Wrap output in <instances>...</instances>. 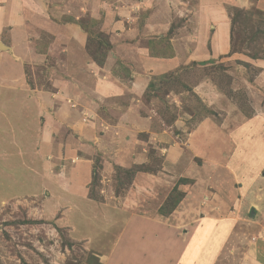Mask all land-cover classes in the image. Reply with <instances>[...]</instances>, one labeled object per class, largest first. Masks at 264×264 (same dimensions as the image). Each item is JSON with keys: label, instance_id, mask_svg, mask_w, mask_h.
Masks as SVG:
<instances>
[{"label": "rangeland", "instance_id": "obj_1", "mask_svg": "<svg viewBox=\"0 0 264 264\" xmlns=\"http://www.w3.org/2000/svg\"><path fill=\"white\" fill-rule=\"evenodd\" d=\"M183 1L184 14L173 19L162 37L164 47L171 46V55L174 48L170 39L187 38L177 31L185 24L190 32L185 15L198 2ZM226 9L225 51L206 60L182 62L174 70L152 76L138 99L149 109L140 110L141 129L130 141L135 144L132 157L144 153V162L106 165V156L97 149L88 190L91 207L80 205L73 214L65 211L64 203L55 210L44 206L46 193L39 196L34 192L32 176L37 164L27 160L31 164L23 169L17 151L25 144L17 148L8 143L10 137L5 132L6 127L19 124L23 134H29L28 121L33 117L15 114L16 100L7 99L3 106L0 96V153L8 152L6 157L0 154V264H104L106 254L102 255L115 245L121 216L122 222L133 214L155 216L161 214V206V215L166 218L188 193L185 205L189 210L178 208L185 223L181 232L186 237L188 224L198 218L209 219L215 232L210 236L214 242L193 241V250L209 256L204 259L209 264H256L260 258L257 242L263 240L259 231L264 228V207L262 210L257 202H243L242 189L234 185L228 173L237 165H227L225 160L234 159L226 154L228 140H245L252 146L245 149L247 153L252 150V156L253 151L258 154L256 163L248 164L256 176L250 183L259 186L253 189L252 197L257 200L256 195H264V0H230ZM81 22L89 33L88 53L96 51V57L104 53L105 59L109 48L107 36L98 35L99 21L86 16ZM46 75L44 69L38 72L40 86L49 87ZM203 122L208 128L196 133ZM161 134L168 138L160 139ZM169 147L180 148L181 153L178 163L170 167L163 163L164 148ZM139 173L154 176L152 188H148V180L139 183ZM34 182L39 184V180ZM133 202H137L135 208L130 207ZM96 205L98 213H120L114 221L105 220L95 212ZM123 237V250L136 252L138 235L129 231Z\"/></svg>", "mask_w": 264, "mask_h": 264}, {"label": "crops", "instance_id": "obj_2", "mask_svg": "<svg viewBox=\"0 0 264 264\" xmlns=\"http://www.w3.org/2000/svg\"><path fill=\"white\" fill-rule=\"evenodd\" d=\"M184 2L0 0V46L10 47L9 50L0 48L2 104L5 106L7 99H15L14 113L33 117L32 122L28 121L31 134H23L19 124L6 127L5 132L10 137L7 142L16 144L17 148L25 144L23 150L17 151L18 164H22L23 169L26 165L29 167L30 162L37 164L32 184L37 195L46 193L43 205L53 206L55 210L64 203L65 211L70 214L77 212L80 205L91 207L88 190L97 149L107 157H103L106 165L144 162V153L134 152L139 156L132 157L135 144L130 140L133 133L141 129L138 125L140 110L149 109L138 99L151 77L174 70L182 62L206 60L225 51L228 46L224 31L228 24L226 5L230 0H198L191 13L185 15L190 32L185 24L177 31V35L180 30L182 37L187 38L184 41L170 39L174 55L152 54L150 40L166 35L173 19L184 14ZM86 16L99 21L97 28L110 43L102 64L88 53L89 34L81 22ZM43 69L49 87L40 86L37 81L38 72ZM29 73L33 74L32 78ZM27 110L32 112L28 114ZM206 127V122L199 124L196 133ZM167 138L166 134L160 135V139ZM228 141L230 149L226 154L230 153L234 159L228 158L225 163L237 165L228 169L234 185L242 189L243 202H257L255 204L263 210L264 195H256L257 200L252 197L253 189L259 186L250 183L256 176L252 173L253 166H248L256 163L257 152L253 151V156L252 150L245 152L250 147L245 140ZM171 147L164 148L163 163L169 167L178 163L181 154L180 148ZM239 147L243 150L239 151ZM7 153L0 154L6 157ZM137 176L139 183L148 180V188H152L153 175L139 173ZM34 180H39V184ZM188 194L166 218L157 213L155 216L133 214L122 222V216L119 217L120 230L114 238L115 245L102 255L106 254L103 263L209 264V260L204 261L209 256L198 254L192 248L193 241L200 239L214 242L215 232L211 229L214 226L209 219L198 218L189 223L186 237L181 232L185 223L178 208L189 210L185 205ZM136 206L137 202L130 204L132 208ZM94 207L105 220L114 221L115 215L120 213L108 214L113 211L110 210L102 214L98 213L97 205ZM172 217H176V221L169 222ZM129 231L133 236L138 235L136 252L123 250L121 239ZM259 234L263 240L257 242L260 258L256 264H264L262 226ZM174 242H178L177 246ZM185 251L188 252L186 258Z\"/></svg>", "mask_w": 264, "mask_h": 264}, {"label": "trees", "instance_id": "obj_3", "mask_svg": "<svg viewBox=\"0 0 264 264\" xmlns=\"http://www.w3.org/2000/svg\"><path fill=\"white\" fill-rule=\"evenodd\" d=\"M82 24H83V26H85L84 23H82ZM99 34L102 35L103 33L100 32V33H98V35ZM88 38H89V35H88ZM163 42H164V39L162 37L158 38L156 40H150V51L152 50V54L160 55V56H171V54H172L171 46L170 45H165V47H164V45H163L164 43ZM106 47L107 48L110 47V43H109L108 39H107V46ZM87 49L89 50L88 43H87ZM89 53H91V52L89 51ZM92 53L91 54L94 56V60H96V62L98 64H102L103 61H104V53H102V55L100 57H96L94 55V54H96V51H94ZM178 201H179V199H178ZM160 209L162 211V207L161 206H160ZM161 211H160V213L163 214L164 211L163 212H161Z\"/></svg>", "mask_w": 264, "mask_h": 264}, {"label": "water", "instance_id": "obj_4", "mask_svg": "<svg viewBox=\"0 0 264 264\" xmlns=\"http://www.w3.org/2000/svg\"><path fill=\"white\" fill-rule=\"evenodd\" d=\"M0 48L1 49H5V50H9L10 49V47H8V46H0Z\"/></svg>", "mask_w": 264, "mask_h": 264}]
</instances>
